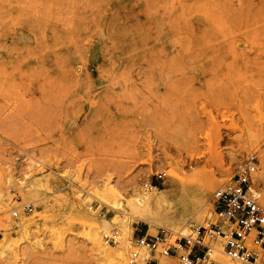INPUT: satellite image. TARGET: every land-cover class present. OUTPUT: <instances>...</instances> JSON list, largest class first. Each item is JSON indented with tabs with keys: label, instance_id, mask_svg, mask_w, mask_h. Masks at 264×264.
<instances>
[{
	"label": "rangeland",
	"instance_id": "1",
	"mask_svg": "<svg viewBox=\"0 0 264 264\" xmlns=\"http://www.w3.org/2000/svg\"><path fill=\"white\" fill-rule=\"evenodd\" d=\"M262 148L264 0H0V264H113L101 217L134 176L175 188L167 161L218 181L202 221L156 226L189 234Z\"/></svg>",
	"mask_w": 264,
	"mask_h": 264
},
{
	"label": "built area",
	"instance_id": "2",
	"mask_svg": "<svg viewBox=\"0 0 264 264\" xmlns=\"http://www.w3.org/2000/svg\"><path fill=\"white\" fill-rule=\"evenodd\" d=\"M256 156L246 158L243 170L236 172L212 196L213 217L209 223L196 227L189 234H181L160 227L155 233L136 232L133 244L142 249L146 264H216L222 252L228 258L244 263H257L264 255V200L255 189L252 174L256 170ZM165 172L154 174V180L144 182L146 189L156 186ZM25 210L31 211L30 206ZM17 215V211H13ZM117 229L104 232L103 240L116 242ZM220 240L219 242L217 240ZM220 243V245H218ZM137 249L128 254L130 262L139 258Z\"/></svg>",
	"mask_w": 264,
	"mask_h": 264
},
{
	"label": "bare ground",
	"instance_id": "3",
	"mask_svg": "<svg viewBox=\"0 0 264 264\" xmlns=\"http://www.w3.org/2000/svg\"><path fill=\"white\" fill-rule=\"evenodd\" d=\"M259 156L261 160L260 169L257 172V177L259 178L253 176L252 180L254 185L257 184V186H260L258 183V181H260L259 179L264 182V148L259 150ZM157 164H161V160L157 161ZM166 164L169 166L168 177L177 188L175 187L166 191L158 188L152 192H148L147 189H144V191L139 187L138 177L134 176L126 184V186H131L132 197L126 200L120 198L110 200L109 206L115 210V213L110 217H101L102 228H111L115 225L118 228V234L115 244L110 247L104 246L100 252L103 258L108 259L113 264H146L141 258L142 249L136 248L129 238L133 222H145L151 225L153 230H156L157 223L161 220L182 219L184 221V217L192 212L198 220L202 221V217L206 214L205 203L208 199L207 197L211 193L213 187L218 183L215 177L204 180V182L202 181L194 191L191 190L194 186L192 172H190L192 174L186 173L183 166L178 162L167 161ZM262 186L260 187L261 189L264 188ZM108 190L113 191V188L109 187ZM175 195H177L180 200V209L169 202L170 198ZM190 195H192L191 197L194 199L195 203L193 209L188 208V198ZM262 199L264 200V196H262ZM98 215V211L92 214L94 218H99ZM207 223H209V221H205V224ZM172 229H177V231L182 234H186L188 228L182 223L179 227H173ZM93 240L97 247L100 235L94 234ZM218 245H220V243ZM134 249L139 251L140 256L135 261L130 262L128 260V254ZM2 253L3 250H0L1 257ZM216 261V264H244L228 258L222 252L217 253ZM249 264H264V255L257 263Z\"/></svg>",
	"mask_w": 264,
	"mask_h": 264
}]
</instances>
